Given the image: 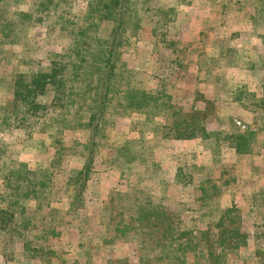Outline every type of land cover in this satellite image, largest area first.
Here are the masks:
<instances>
[{
    "label": "trees",
    "instance_id": "16d2710c",
    "mask_svg": "<svg viewBox=\"0 0 264 264\" xmlns=\"http://www.w3.org/2000/svg\"><path fill=\"white\" fill-rule=\"evenodd\" d=\"M82 1L86 8L81 14L80 24L75 21L62 22L69 24L66 34L73 41L68 57L58 56L59 60L52 61L47 71L34 73L28 80H24L23 76L13 80L15 105L22 107L23 111L25 109L27 114L41 119L37 122H30L29 119L28 122L21 120L22 127L29 129L34 128V123L39 124L37 133L54 153L47 168L31 170L26 163H19L18 168H8L1 160L4 149L0 148V171H3L0 179L9 191L7 195L1 197L0 201L8 200L11 206L17 204L19 199H30L45 202L44 204L48 206L51 202L49 190L54 181V170H59L64 158L70 156L72 163L78 162L79 167L70 170L66 177L65 189L67 187L72 190L70 196L72 201L69 203L68 211L70 214H76L80 210L76 204H81L82 207L83 193L92 174L93 164L100 155L99 146L102 144L100 139L105 138L102 129L107 115H115L113 121L119 117L128 118L137 115L136 119L131 121L128 132L124 134L123 142L108 151L110 154L115 153L119 186H125L124 191L112 193L109 196L112 208L108 220L109 225H112V236L107 238L108 241L103 239L106 236L105 232L104 234L99 232V235L95 234V237L102 240L103 244L135 241L140 252L137 256V264H187V258L191 255L194 258L193 264H227V255L246 246L247 243L246 233L242 231L240 224L235 222L239 218L236 208L219 210L222 195L215 207L202 200L203 193L213 195L219 192L213 187L208 190L203 188L202 178H200V188L204 191L201 190V195L198 194L197 197H193V194L189 195L185 205L171 199L174 196L176 199L178 197L182 199L186 186L188 189L195 190L191 182H180V171L185 164L183 159L192 154L190 152L177 154L175 158L181 162L178 163L175 179L170 182L162 176H154L156 171L159 172L161 169L160 163L154 158V152L155 149L164 148V144L175 140L194 139L207 151L210 157L209 162H213L215 155L220 154V151L226 147L232 148L239 160L241 157L250 155L257 145L256 130L244 124L242 125L245 127L242 128L234 124V119L230 117L229 121L233 128L210 131L206 127L207 108L200 110L191 106L186 111L174 104L171 94L165 89L166 82L162 81L163 84L155 89L134 86L136 74L134 70L121 62V48H124L125 44H133L129 39L135 38L136 34L143 29V20L147 16L152 23V35H159V43L171 48L175 42H165L164 29L175 22L178 15L175 8L160 6L150 8L147 4L143 6L149 0ZM180 1L178 0L179 3ZM4 2L5 0H0V28L2 29L6 27L2 24ZM138 4L141 6L138 7ZM41 7L44 10L47 9V7ZM259 11H261L260 8L257 15H260ZM104 20L112 23L107 38L98 36L100 24ZM253 22L257 24L256 21ZM4 29L0 31V34L3 37L2 41L7 43L5 41L12 33ZM259 37L262 39L261 35ZM12 43L13 40H11ZM256 55L259 54L256 53ZM249 57L246 56L245 67L249 70L260 68L259 70L262 71V79L258 77L254 79L255 82L256 80L262 82L259 89L260 96L250 91L247 85H250L249 81L238 83L233 88L231 97L233 101L242 103L244 105L242 107L264 111V56H258L260 57L258 60L253 58L254 62L248 63ZM228 64L236 65L231 60ZM46 92L52 93L53 106L51 107L53 109H48L45 104L36 102V97ZM247 103H251V106L245 105ZM2 110L3 108L0 107V112ZM18 111L20 112V108ZM18 111H15L16 118L19 116ZM25 123L27 126L23 125ZM78 130L86 131L85 142L73 139L66 145L59 137L66 132L73 134ZM31 134L29 133L28 136ZM223 143L225 144L222 145ZM39 144L44 145L42 142ZM207 144L209 147L206 146ZM134 166L138 168L136 180L133 182L130 177ZM211 175L210 172L203 175L208 183H213ZM220 181L221 190L229 184L228 180L223 178ZM170 190L173 192L170 193ZM212 191L215 192L212 193ZM115 196H122L128 200L130 208L127 207V212H115L114 209L118 206ZM255 196L259 197V194ZM192 201L195 204L199 203L202 210L206 208L203 212L206 214L200 213L198 209L194 210L195 208L188 211L192 214H183V206L193 208L195 204H191ZM171 205L173 209L169 208ZM208 207L213 211L219 210V213L209 212ZM201 217H205V221H200ZM188 219L194 222L188 224ZM11 220L12 214L3 215L0 218L2 223H8ZM105 231L107 233V230ZM52 233H55L54 230ZM80 239L79 246L87 253L85 246L87 234H80ZM2 255L6 257L5 254ZM92 260V256L86 255L84 264H91ZM76 263L79 264L78 260ZM106 264L128 263L126 259H107Z\"/></svg>",
    "mask_w": 264,
    "mask_h": 264
},
{
    "label": "rangeland",
    "instance_id": "374dc122",
    "mask_svg": "<svg viewBox=\"0 0 264 264\" xmlns=\"http://www.w3.org/2000/svg\"><path fill=\"white\" fill-rule=\"evenodd\" d=\"M180 3L178 0H149L143 5L146 6L147 4L150 8L156 6L175 8L178 14L175 22L170 23L164 29L166 31L165 42L172 41L175 44L168 48L165 44L159 43V35H152V23L147 16L143 20V29L136 34L135 38L129 39L133 44H125L124 48H121V62L126 64L129 69L134 70L136 74L135 87L155 89L163 84V81L166 82L165 89L169 93L180 82L186 81V72L182 61L187 50L182 45L185 42L180 40V37L184 39L186 35L188 37L192 35V28L194 27H192L193 22L191 21L196 16L201 17L202 20L211 18L212 21L205 22L215 25L213 26L215 30L211 27V31L208 32V35L213 36L214 39H205L204 44L206 47L211 46L213 49H218L204 57L199 55L203 67L201 80H206L209 87L202 86L200 89L203 91H196L193 94L194 97L188 98L186 96L187 104H190L194 98V108L200 110L207 108L206 127L208 130H230L233 128L229 121L232 115L227 113L228 116L217 117L220 108H217L216 99H211V95H209L212 89L210 86H214L215 90L217 89L216 94L224 98V101H228L234 88L233 78L237 81H243L245 78L239 71L229 75L231 77L226 75L224 69L227 68L230 60L236 64L235 66L245 68L246 56L258 60L262 55L261 52L264 53V46L261 44V42L264 43V0H181ZM41 6L47 7V9L44 10ZM140 6L138 4V7ZM2 8L4 10L2 24L6 25L3 29L10 30L12 34L5 41L7 43L2 41L3 37L0 34V107L3 108L0 112V131L6 130L0 134V148L4 149V152L1 153L3 156L1 160L4 166L8 168H18L19 163H26L31 170L47 168L54 151L37 133L39 124L36 123L35 125L34 123V128L29 129L22 127L21 120L28 122L29 119L30 122H37L41 119L38 116L34 117L27 114L25 109L23 111L22 107L15 105L13 102V80L18 79L19 76L28 80L34 73L47 71L52 61L59 60L58 56L68 57L73 41L66 34L69 24L62 22L75 21L80 24L81 14L86 6L82 0H5ZM259 8L261 10L259 11L260 15H257ZM253 21H256L257 24ZM111 25L110 21H102L98 36L107 38ZM3 29L0 28V31ZM249 30L258 37L261 35V42L255 39L251 43H248L249 41L246 43ZM183 34L185 35L183 36ZM11 40H13L12 44ZM204 44L201 43L200 45L205 46ZM220 50L221 53L218 54L217 52ZM256 51L260 52L261 55H256ZM173 98L174 104L188 111L189 107L186 108V105H181V101L177 97L173 96ZM36 102L45 104L48 109H53L51 107L53 106L51 92L39 95L36 97ZM19 108L20 112L18 111ZM16 110L19 113L17 118L15 117ZM254 111H251V115L245 110H240V112L236 110L233 111L234 115L232 116L234 124L239 121L241 124L256 130L258 142L253 152L239 158V160H233L232 148L226 147L220 151V154L215 155L213 162H209L210 157H208L205 148L199 153L198 148L193 149L190 152L192 156L183 159L185 164L180 171V182H191L195 190L188 189L186 186L183 190L182 199L179 197L176 199L175 196L171 198L185 205L189 195L192 196L193 194V197H197L198 194L201 195L200 178H202L203 188L208 190V188L213 187L215 190H219V192L212 191V193L215 192L213 195L203 193L202 200L215 207L217 200L222 195L224 200L220 197L221 208L219 210L236 208L239 218L235 222L239 223L242 231L246 233L247 243L246 246L227 255V264H264V111L261 109ZM48 114L51 113L48 112ZM136 116L123 118L129 124L130 121L136 119ZM114 117L115 115L112 114H108L106 117V123L102 129L106 139H100L102 144L99 146L100 155L93 164L95 169H108L109 172H116L117 159L115 153L110 154L108 151L113 149V146H117L118 141H122L124 138L116 133L118 130H116L115 123L118 118L114 122ZM111 122L113 123L110 124ZM23 125L27 126L26 123ZM29 133H32L31 136H28ZM86 134L85 130H78L73 134L66 132L59 137L68 145L73 139L85 142ZM41 142L44 145H40ZM206 146L209 147L208 144ZM176 156L175 153L169 155L164 148L155 149L154 158L160 163L161 169L159 172L156 171L154 176H162L167 181L172 182L175 179L178 163L181 162L175 158ZM103 157L106 159L104 160ZM70 161L72 162L70 156H66L60 169L54 170V181L49 190L51 191L49 194L51 202L48 206L44 204L45 202L30 199H19L17 204L11 206L8 204V200L0 201V218L3 215L12 214L10 222H0V264H77L76 260L79 264H84L86 255L92 256L91 264H106L107 259H126L128 264H137V256L140 252L135 241H116L112 244L105 243L106 246L102 247L94 245V242L97 241L94 235V239L92 237L89 239L90 241L86 245L87 253H85L81 248L76 252V244L74 246V239L70 234L64 233L63 236L59 234L65 228L60 229L62 222H60V213L56 212L57 204L55 203L58 202L57 200L62 193L65 192L64 195L67 193L68 196L72 194V190L62 188L65 185L63 181L69 175L66 169ZM73 164L77 165L78 162L75 161ZM137 168L134 166L131 171L130 179L133 182L136 180ZM72 169L74 168L72 167ZM203 169L207 171L205 172ZM207 172L212 174L213 183L205 181L203 175ZM2 174L3 171H0V175ZM221 178L229 182L227 187L222 188L223 191L220 187ZM124 190V185L119 186L117 190L111 191L109 196ZM8 192L0 179V200ZM172 192L173 190H170V193ZM174 194L176 195L175 192ZM255 194H259V197ZM115 200L119 206V208L117 206V209H114L115 212H127V207L130 208L128 200L122 196H115ZM192 203L195 204L194 201ZM80 205L76 204V207L81 209ZM172 207L173 205L169 206L170 209H173ZM111 208L112 204L108 199L106 214L104 212L99 214L101 227L98 226L96 220L92 222L90 216H83L82 214L81 218H72V222L76 225L79 224L85 232H95L99 227V230H103L100 231L101 234L105 232L107 236L103 235V239L107 240L112 236V225H109L108 220ZM182 209L183 214H192L188 212L190 209H198L200 213L206 214V212L203 213L206 208L202 210L199 203L195 204L193 208L183 206ZM207 210L213 214L219 213V210L213 211L210 207ZM201 220L205 221V217H201ZM192 221L194 222V220L188 219L187 223L191 224ZM53 230L55 233H52ZM2 254H5L6 257ZM193 262L194 258L191 255L187 258V264H193Z\"/></svg>",
    "mask_w": 264,
    "mask_h": 264
},
{
    "label": "crops",
    "instance_id": "0c3cea01",
    "mask_svg": "<svg viewBox=\"0 0 264 264\" xmlns=\"http://www.w3.org/2000/svg\"><path fill=\"white\" fill-rule=\"evenodd\" d=\"M209 21H212L211 18L208 19ZM208 20H202L201 17L196 16L195 19H193L191 22L192 23V35H190L189 37L186 35L184 37V39L182 37H180V40L184 41L185 44L184 47L186 48V56L183 59V64H184V70L186 72V81L180 82L178 85L175 86V88L171 89L169 91V94H171L172 96V100L174 101V97H177L181 102V105H186L187 107H191V106H195L193 101L194 98L192 99V102L190 104H187V98L186 96L189 97H194L193 94L196 91L202 92L203 90H201L200 88H202V86H205V88L209 87L208 84H206V80H201V74H202V63L201 60L199 59V55L201 54V56H206L208 55V53L216 51V49H213L211 46H207L204 44L205 39H214L213 36H209L208 32L209 30L211 31V27L215 26L212 24H206L205 21ZM228 25V24H227ZM206 28H208L206 30ZM212 29L215 30V27H213ZM185 34H183L184 36ZM248 38L246 41H249L248 43H251L253 40L257 39L260 40V37H258L256 34L253 33V31L249 30V33L247 34ZM261 42V40H260ZM201 43H203L205 46L200 45ZM261 44L264 46V43L261 42ZM221 49V48H219ZM218 54L221 53V50L219 52H217ZM257 54L262 55L264 54L263 52H258L256 51ZM221 59V57H219ZM250 61L254 62L253 58H250L248 60V63ZM248 66V64H247ZM149 67V66H148ZM225 68V67H224ZM229 68H231L232 70H230ZM260 68H255L252 70L247 69V67L245 68H241V67H237V66H233V65H227V68L224 69V71L226 72V75L228 77H231L229 75H233L234 72L239 71L243 74V76L245 77L243 81H237L233 78V82L232 84L234 85V87L238 84V83H248L250 81V85L247 84L250 87V91H254L257 96H260V88L262 85V82H259L258 80H256V82L254 81L255 77H258L260 79H262V71L259 70ZM230 72H232V74H230ZM201 80V81H200ZM188 83V84H187ZM259 86V88L257 87ZM212 89L209 93V95H211V99H216V105L217 108H220L219 112L218 109L216 110L217 114L219 117H224L225 115H227V113L229 115H234L233 111L235 112L236 110H238V112H240V110H245L248 113L255 112L254 110H249L248 108L244 109V106L242 103H238L232 100L231 94L229 96L228 101H224L225 99L222 98L221 96H218L216 94L217 89L215 90L214 86H210ZM209 92V91H208ZM220 97V98H219ZM207 98V97H206ZM248 107L251 106V103H247L245 104ZM248 110V111H247ZM250 111V112H249ZM252 111V112H251ZM226 113V114H225ZM228 116V115H227ZM231 116V117H232ZM125 118V117H124ZM123 117H119L116 120L115 123V127H117L116 133L118 134V136L124 138V134L128 132L129 126L131 124V121L127 122V120H124ZM264 119V118H263ZM121 131V132H120ZM122 141H118V144H120ZM164 149L165 151L169 154V155H173L175 154H179V153H185L186 152H191L193 149H197L198 148V153L202 151L203 147L202 145H200L196 140L192 139V140H175L172 143H166L164 144ZM190 150V151H189ZM232 150V157L233 160H237L238 158H236V154L234 152L233 149ZM207 152V151H206ZM76 168L79 167L78 165L73 164L71 161L69 163V165H67V169L66 172H70L71 168ZM65 171V170H64ZM96 172V173H93ZM117 172V171H116ZM113 172V171H108V169H92V174L90 176V179L87 182V186L85 188V191L83 193V197H84V202L83 205L81 207L80 210H78V212L76 214H79V216L75 215V214H70L69 213V203L72 201V199L70 198V196L64 195V193H62L59 198V200H57L58 202H56L55 204H57V210L59 211L58 213H60V222L61 223V227L60 229L65 228V230H61V232H59L60 235L63 236L64 233L66 234H70V236L74 239V246L76 244V252L77 250L80 249L79 243H80V234H87V241L85 243V246L87 245L88 241H90L89 239L92 237L94 239V235H99V227H97V231L95 232H85L81 226H79V224H74L72 222V218L73 219H78L81 218V214L83 216H90V219L92 220V222L94 220H96V222H98V226L101 227L102 223L101 220L99 219L101 212H104V214H106L107 212V202L109 199V194L111 191H113L115 188H117L119 186V176H118V172ZM66 179L63 181V184L66 183ZM64 187V188H63ZM63 189H65V185L62 186ZM71 190V188H67L65 190ZM222 200H224V197H222ZM51 205H53V203H51ZM59 205V206H58ZM55 217V216H54ZM55 219V218H54ZM57 221V220H56ZM59 221V220H58ZM57 221V222H58ZM66 226V227H64ZM80 229L82 231H80ZM68 231V232H67ZM102 241V240H101ZM99 239H97V241L94 242V245L97 246H106L105 244H103V241L101 242Z\"/></svg>",
    "mask_w": 264,
    "mask_h": 264
},
{
    "label": "built area",
    "instance_id": "2783aa9c",
    "mask_svg": "<svg viewBox=\"0 0 264 264\" xmlns=\"http://www.w3.org/2000/svg\"><path fill=\"white\" fill-rule=\"evenodd\" d=\"M236 124L237 125H239V126H241L242 128H244L245 126L244 125H242L239 121H236Z\"/></svg>",
    "mask_w": 264,
    "mask_h": 264
}]
</instances>
